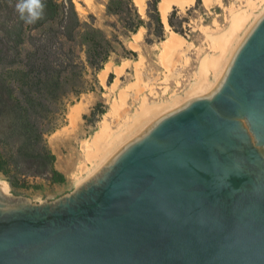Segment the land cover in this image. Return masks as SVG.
Segmentation results:
<instances>
[{
	"label": "water",
	"instance_id": "1",
	"mask_svg": "<svg viewBox=\"0 0 264 264\" xmlns=\"http://www.w3.org/2000/svg\"><path fill=\"white\" fill-rule=\"evenodd\" d=\"M0 264H264V16L212 94L72 192L0 188Z\"/></svg>",
	"mask_w": 264,
	"mask_h": 264
},
{
	"label": "rangeland",
	"instance_id": "2",
	"mask_svg": "<svg viewBox=\"0 0 264 264\" xmlns=\"http://www.w3.org/2000/svg\"><path fill=\"white\" fill-rule=\"evenodd\" d=\"M64 1L57 0L59 3ZM148 1L145 0L144 14H141L137 8L144 25L136 33H130L125 28L123 16L108 12L109 0H73L82 22L76 43L73 45L77 51L85 43L87 34L92 32L91 30L94 28L111 41L119 37L126 48V52L115 44L116 52L111 55L101 71L94 72L88 67L86 78L90 90L79 96L70 95L67 98L64 116L63 118L60 117L58 121L59 128L46 135L48 146L57 157L56 168L65 175L66 182L53 184L46 178L34 177L27 179V187L14 188L9 184L7 178L0 174V181L6 182L9 186L8 194L28 199L34 203H42L72 192L103 166V163L95 165L88 158L97 153L93 144L94 137L105 133L107 130H111L115 135L122 132L125 127H128V124H131V119L140 116L138 114L142 113L141 104L144 99L149 106L166 105L176 96L182 100L188 99L192 87L199 81L201 64L207 60L208 83L210 82L212 87H216L218 77L221 75L215 73L216 71L212 72L211 62L214 61L213 58H221L223 45L226 44L224 42L227 40L233 39L231 40L233 42L234 39L239 40L238 38H240L237 44L242 42L254 25L256 16L261 15L264 9V4L257 0H211L212 2L209 4H205L204 0H201V3L195 0L193 4L185 7L174 5L168 17L176 7L178 10L176 24L182 26L187 34L182 36L176 33L183 39L182 52L184 54L175 53L171 60L172 63L168 65L166 63V47H168L169 38L175 32L168 23L169 29L165 27L164 41L155 40L152 44L147 42L149 38L154 39L153 36H149L147 28L149 22L147 17ZM15 2L16 0H0V32L8 30L20 22L24 24L26 32H29V25L21 21L15 12ZM252 4L256 6L252 7ZM236 14L240 16L251 14V17L245 23L244 28L238 32L237 38L236 36L230 38L233 37L232 18ZM54 26L57 27V25ZM30 48V45L26 44L24 49ZM129 51L135 52L136 55L130 54ZM231 54L225 55L226 64L230 62ZM82 56L85 57L83 53ZM208 64L211 65L210 68ZM169 69L173 70V75L168 77ZM102 72H106L107 75L104 83L100 78ZM14 78L21 80L17 75ZM17 80H15L16 85L14 87L15 95L19 94L18 87L21 84ZM121 93L123 94L121 95ZM124 95L125 98L127 97L125 99L127 105L121 109V99L122 97L124 99ZM202 95L204 96L206 93ZM99 103L105 105L106 113L97 122L94 119H85V116L90 118L91 111ZM78 106H82V111L78 122L73 126L70 115ZM117 108H120L117 116L112 115L111 112ZM167 113L169 112L166 111L165 114ZM133 136L130 135L128 141L136 137ZM117 148L115 152H118L122 145Z\"/></svg>",
	"mask_w": 264,
	"mask_h": 264
},
{
	"label": "trees",
	"instance_id": "3",
	"mask_svg": "<svg viewBox=\"0 0 264 264\" xmlns=\"http://www.w3.org/2000/svg\"><path fill=\"white\" fill-rule=\"evenodd\" d=\"M160 1L147 3L148 34L154 37L147 40L150 44L165 39ZM107 10L123 16L130 33L144 25L133 0H109ZM177 13L175 7L168 23L175 33L185 36L187 31L176 24ZM28 25L29 32L22 22L0 32V174L14 188L27 187V179L34 177L46 178L53 184L66 182L65 175L56 168L57 157L48 146L46 135L59 128L67 98L90 90L88 67L101 71L116 52L115 44L126 52L119 37L111 41L94 28L77 51L73 45L82 22L73 0H45L43 19ZM26 44L31 48L24 49ZM16 75L20 81L14 78ZM15 80L21 83L17 95ZM105 113V105L99 103L90 118L85 119L97 122Z\"/></svg>",
	"mask_w": 264,
	"mask_h": 264
},
{
	"label": "bare ground",
	"instance_id": "4",
	"mask_svg": "<svg viewBox=\"0 0 264 264\" xmlns=\"http://www.w3.org/2000/svg\"><path fill=\"white\" fill-rule=\"evenodd\" d=\"M133 1L135 3L136 7L139 9V12L141 14H144L145 6H146L145 0H133ZM257 1H259V3L264 4V0H257ZM194 2H195V0H161L160 3H159L158 8H159L160 15L162 17V22L164 23L165 27L167 29H169L168 22H167L168 14H169V12L171 11V9H172V7L174 5H177V6H180V7H185V6L193 4ZM211 2H212L211 0H204L205 4H209ZM254 4H252L251 6L255 7L256 5H254ZM252 10H253V8H252ZM236 15L234 16V18H232V23H231L232 25L231 26H232V35H233V37H230V38H235V36L237 38L238 32H240L244 28L245 23H247L249 21L248 20L249 17H251V14L250 15L249 14H247V15L245 14V16L244 15L240 16L238 14L237 17H236ZM263 16H264V9H263L261 15L256 16V18H255L256 21H255L254 25L251 27V30L248 32L246 37L254 29L256 24H258V22L263 18ZM232 35H230V36H232ZM246 37H245V39H246ZM238 39L240 40V38H238ZM169 40H170V41H168L169 44L168 43H164V44H168L167 45L168 47H166L167 48V50H166L167 51V54H166L167 55V58H166L167 61H166V63H168V65H170L172 63L171 60L173 59V56H175L174 55L175 53L180 52L179 54H181V55L184 54L182 52L183 39L180 36H178L176 33H172V35L169 38ZM231 40H233V39H230L229 40L230 42L228 40L226 42H224V44L225 43L226 44L223 45L224 49H222L223 54L220 55L221 58L220 59L219 58H216V59L213 58L214 61L211 62L212 66L208 64L209 68H210V66L213 67V68H211V69H213V71H212L213 73H214V71H216L215 73H218V75H221V76L218 77V85H216V87H212L213 85L209 84L210 82L208 83V79H207L208 70H207V66H206V62H208V60H207L206 62H203L201 64L199 77H198L199 81L197 82V84H194L195 85L194 87H192L193 89L190 91L191 93H190V95H188V99L186 98L187 100L186 99L182 100L180 97L176 96V98H174L171 102H169L166 105L149 106L148 104H146L147 101L145 102V99H144V102L141 104L142 105L141 106L142 113L141 114L137 113L138 116L139 115L140 116L138 118L136 116V118L131 119L132 120L131 124L130 125L128 124V127L127 128L125 127V129L122 132H119V134L115 135L114 133H112L111 130H107L105 133L100 134V135H98V136L93 138V144H94V146L97 149V153L90 155L88 157L89 160L92 163H94L95 165L96 164L97 165H101L103 163V166H104L117 153V151L115 152V150L118 149L117 147L122 145V148H123L128 142H130V141H128V138H129L130 135L133 136V134H134V136H136L138 134H141L146 128H148L151 124H153V122H155L156 120H158L162 116L166 115L165 114L166 111L169 112V113L170 112H174L175 110H178L179 108H181L182 106L187 104L192 99L197 98L199 96H203L202 94L206 93V95H204V96H207V94H209V95L212 94L220 86V84L224 80V78H225V76H226V74H227V72L229 70V67L231 66V64H232V62L234 60V57H235L238 49L240 48V46L244 42V40H243L242 42L237 44V42L239 40L234 39L233 42ZM227 53H230V54L232 53L231 54L232 57H231L230 62H228L226 64L227 61H226V59L224 60V57H225V55ZM121 72H123V71H121ZM168 73H169L167 75L168 77L172 76L173 75V70L171 71L169 69ZM106 76H107L106 72H102L100 74V78H101L102 83L105 82ZM216 81H217V79H216ZM122 94L123 93H121V95ZM126 98H125V95H124V99H123V97L121 99L122 100V102H121L122 106L120 107L121 109L124 108L127 105L126 101H125ZM120 108H117V110L114 109V111L111 112L112 115L117 116L118 109L120 110ZM81 111H82V106L75 107V109L72 111V113L70 115V120H71V124L73 126L78 122L79 115H80ZM125 122H127V121H125ZM82 183H84V182H82ZM81 184H79L78 186H80ZM0 188L6 193H8V191H9V186H8V184L6 182L0 181Z\"/></svg>",
	"mask_w": 264,
	"mask_h": 264
},
{
	"label": "clouds",
	"instance_id": "5",
	"mask_svg": "<svg viewBox=\"0 0 264 264\" xmlns=\"http://www.w3.org/2000/svg\"><path fill=\"white\" fill-rule=\"evenodd\" d=\"M14 8L21 21L35 24L44 17L45 0H16Z\"/></svg>",
	"mask_w": 264,
	"mask_h": 264
}]
</instances>
